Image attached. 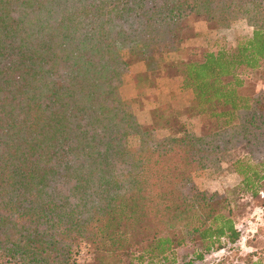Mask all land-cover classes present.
I'll list each match as a JSON object with an SVG mask.
<instances>
[{"label":"trees","instance_id":"1","mask_svg":"<svg viewBox=\"0 0 264 264\" xmlns=\"http://www.w3.org/2000/svg\"><path fill=\"white\" fill-rule=\"evenodd\" d=\"M186 16L228 29L199 59L172 64L188 107L216 128L172 129L155 107L145 133L118 93L127 58L152 71ZM262 65L264 0H0V264H117L128 253L176 264L186 242L204 243L196 260L235 246L240 230L193 175L223 162L224 179L239 145L237 190L264 195Z\"/></svg>","mask_w":264,"mask_h":264},{"label":"rangeland","instance_id":"2","mask_svg":"<svg viewBox=\"0 0 264 264\" xmlns=\"http://www.w3.org/2000/svg\"><path fill=\"white\" fill-rule=\"evenodd\" d=\"M200 22L206 23L208 28L211 27L203 16H186L180 20L178 28L173 31L162 45L160 51L153 54L152 71L137 70L138 68L134 67L135 63L138 62L135 60L136 57L131 55L127 58L129 66L122 73L118 93L122 99L126 100L136 120L141 125V130L145 133L148 131L149 123L146 122L147 118L145 119V115L140 112L143 104L142 99L147 97L149 88L155 85L156 78L159 76H179L176 73V67L172 65L174 60L199 59L202 50L213 49L215 48V43H219L211 37H206L202 44L187 46L182 43L181 46L186 47V49L180 53L174 52L177 39L185 38L184 41H186L192 37L195 34L196 24ZM164 61H169L171 64H164ZM263 82L264 65L261 67V73H258L254 80L256 89L264 94ZM133 84L136 88V95L132 97L131 88ZM129 95L131 96L129 97ZM158 107L163 115L171 116L176 120V124L172 129L181 130V128H185L191 131L194 129L197 134H204L212 132L216 128L214 120L205 113L198 114L188 106L180 109L177 102L174 103L167 99L161 100V104ZM137 141L136 136L127 138L129 146L137 144ZM244 150L246 149L242 150L238 145L237 148L234 147L231 154L229 153L226 156L224 168L227 172L224 175V179L223 162L220 170H203L202 172H195L193 175V184H195L197 189L204 191L208 195L216 193L218 196L214 203L216 209L221 214L230 216L234 226L240 230V239L232 248L223 250L222 247L203 252L201 260L193 259V257L196 252L203 251V242L196 240L192 243H183L173 249L176 264H264V195L250 196L240 193L241 190L236 188L239 177L231 170L229 164L230 160L236 156L243 155ZM261 186L264 189V180L261 182ZM179 235L181 234L179 233ZM76 257L78 261L88 260L86 249L80 250ZM143 260L146 259L140 260L137 258V253H128L119 256L115 262L117 264H144ZM165 264L173 263L168 261Z\"/></svg>","mask_w":264,"mask_h":264},{"label":"crops","instance_id":"3","mask_svg":"<svg viewBox=\"0 0 264 264\" xmlns=\"http://www.w3.org/2000/svg\"><path fill=\"white\" fill-rule=\"evenodd\" d=\"M227 28L223 29H210L206 23L200 22L196 24L195 34L183 42L184 45H198L202 44L206 37L215 38L218 35H227ZM206 40V39H205ZM143 63L137 62L134 67L137 70H144ZM132 97L136 95V88L133 84L131 88ZM147 97L143 98L142 107L140 112L145 115L146 122L149 123V111L161 104V100H169L171 102H177L180 109H184L190 104L191 94L188 90L181 87L180 76L173 77H157L155 85L149 88ZM131 95H129L130 97ZM196 132V130L193 129Z\"/></svg>","mask_w":264,"mask_h":264},{"label":"built area","instance_id":"4","mask_svg":"<svg viewBox=\"0 0 264 264\" xmlns=\"http://www.w3.org/2000/svg\"><path fill=\"white\" fill-rule=\"evenodd\" d=\"M263 89H264V82H263V85H262ZM261 195V194H260Z\"/></svg>","mask_w":264,"mask_h":264}]
</instances>
